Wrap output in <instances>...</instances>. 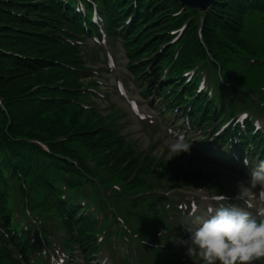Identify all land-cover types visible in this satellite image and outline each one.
Segmentation results:
<instances>
[{
	"label": "trees",
	"instance_id": "16d2710c",
	"mask_svg": "<svg viewBox=\"0 0 264 264\" xmlns=\"http://www.w3.org/2000/svg\"><path fill=\"white\" fill-rule=\"evenodd\" d=\"M130 2L106 0L109 20L114 27L125 26L123 21L126 18L123 20L122 16L127 11L124 5ZM114 3H118L120 8L116 9ZM137 6L139 10L133 11L135 17L130 29L122 34L135 76H143L147 66L145 63L135 66L137 62L150 61L147 68H150L151 75L145 74L144 79L154 84L155 79L163 75V66L167 63L173 65L170 78L179 79L197 60L207 59L205 46L194 24L179 59H175V48L170 45V31L178 27L172 17L181 8L178 2L137 0ZM246 8L263 18L264 3L260 0H219L206 16L203 31L205 42L213 56L228 70L234 69L235 60L239 63L247 60L244 57L240 59V55L249 58L260 56L259 50L250 44L242 30L241 22L248 11ZM66 11L58 0H0V99L7 110V114L0 110L1 156L14 160L13 167L16 164V169L22 172L29 185L44 175L39 168H32L34 146L28 142L40 140L49 144L59 161L66 157L85 165L93 161L104 170L102 173H111L115 178L127 182L138 169L140 161L135 159L137 152L127 142L107 133L106 119L71 103L78 98L73 91L82 85L70 69L77 67L69 61L75 49L62 41L57 32L58 26L66 23L68 16L74 14L72 10ZM119 22L122 24H117ZM132 29L135 30L133 33ZM251 72L250 69L243 73L239 81ZM175 83H171L174 93L178 89ZM34 88H37L35 92ZM186 91L191 90L187 87ZM194 105L197 112L203 110V102L194 101ZM210 111L211 106L204 115L211 114ZM60 140L65 142L61 143ZM149 167H145V172L138 171L130 182L131 189L145 186L141 176L143 173L151 174ZM163 169L165 172L169 170L167 167ZM159 172L156 171V174H161ZM6 199L7 196L4 198L0 195V220L4 226L10 227ZM62 213L66 214L64 207ZM66 218L67 228L74 232L72 224L80 223L77 221L79 214L71 211ZM80 219L88 224H82L77 237L72 238L80 244L88 260L96 249L91 234L94 227L89 219L83 216ZM9 234V244L19 250L17 240ZM7 262L20 264L7 243L0 240V264Z\"/></svg>",
	"mask_w": 264,
	"mask_h": 264
},
{
	"label": "clouds",
	"instance_id": "9594fccd",
	"mask_svg": "<svg viewBox=\"0 0 264 264\" xmlns=\"http://www.w3.org/2000/svg\"><path fill=\"white\" fill-rule=\"evenodd\" d=\"M190 149L177 137L170 150L178 155ZM244 165L249 161L244 158ZM259 189L258 191H254ZM224 199H227L225 197ZM238 201L242 205H221L210 208L207 218L201 219L194 231H189L187 253L198 256L200 264H257L264 261V206L254 213L252 201L264 204V160L250 168L246 181L237 183ZM195 211V208L193 209Z\"/></svg>",
	"mask_w": 264,
	"mask_h": 264
},
{
	"label": "rangeland",
	"instance_id": "374dc122",
	"mask_svg": "<svg viewBox=\"0 0 264 264\" xmlns=\"http://www.w3.org/2000/svg\"><path fill=\"white\" fill-rule=\"evenodd\" d=\"M118 40V38L110 40V52L115 56L116 66L115 68H112L110 74L105 73V75L102 77V90L103 95H111V100L108 101L110 102L109 104L115 106L116 108H118V110L123 111V113L125 112L127 114V118L125 120V122H127V124H125L127 126L126 130L130 131L134 136L133 140L135 141V143L138 144L142 150L148 149V151L151 152L153 156L157 155L162 159L175 160L177 165H184L193 173L201 171L203 178L201 180H196L192 184L204 185L206 183L207 187L211 185L218 186V184L224 185L226 187H231L234 184L235 187H237V182L246 181L247 179L244 176H235L224 168H221L209 162L205 163L204 159L198 158V153L186 151L176 155V152L170 150V145L174 142V138L172 139L169 137V132L167 130V121L160 122L159 117L156 113V109H153V103H155L156 101L155 96L153 95L152 97H150L149 99H151V102H149V99H146L140 93V83L133 82L131 80L129 75L130 72L129 70H127L126 66L128 55L125 54ZM94 44L95 43L93 41H89L88 47L84 49L86 54L84 65L87 68L91 69H100V67L104 68L102 64L103 57L101 56V51L97 50ZM90 53H92V57H90ZM118 82H123L125 84L129 99L135 100L142 112L147 115L152 114L156 117L155 125H161L159 128L155 126V129L149 130L146 129L143 124L137 121L136 116L130 110L128 101L125 98L121 97L118 93ZM148 90L151 91L152 87H150ZM108 102H100L99 100L97 101L103 111H105L104 109L107 108ZM148 120L150 119L148 118ZM263 124L264 123L262 122V125ZM148 132H150L151 134ZM200 136L201 134L199 133V131L196 132V130H194L193 132H191L189 137H192L195 142ZM173 137H176V135L173 134ZM183 191L189 192V194H191L196 192L197 189L185 188L182 190V192ZM183 246L187 248V245L184 243ZM75 253H78V251H75ZM183 256L188 259L190 264H200L198 261H193L191 259V256L187 253V250L183 251ZM109 263L110 261L108 259V255L107 253H105L103 256L98 257V260L96 262H91L90 264Z\"/></svg>",
	"mask_w": 264,
	"mask_h": 264
},
{
	"label": "water",
	"instance_id": "95a60500",
	"mask_svg": "<svg viewBox=\"0 0 264 264\" xmlns=\"http://www.w3.org/2000/svg\"><path fill=\"white\" fill-rule=\"evenodd\" d=\"M185 4L207 6L210 5L214 0H181Z\"/></svg>",
	"mask_w": 264,
	"mask_h": 264
}]
</instances>
